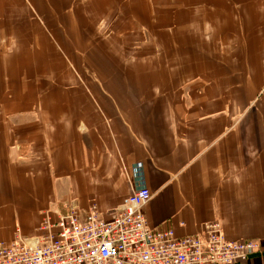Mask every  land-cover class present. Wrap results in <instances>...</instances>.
I'll return each instance as SVG.
<instances>
[{"label": "crops", "instance_id": "obj_1", "mask_svg": "<svg viewBox=\"0 0 264 264\" xmlns=\"http://www.w3.org/2000/svg\"><path fill=\"white\" fill-rule=\"evenodd\" d=\"M68 3L47 28L56 44L4 62L0 245L66 200L109 218L148 187L153 227L220 220L228 238L260 241L239 264H264V0ZM39 76L51 91L31 85ZM28 163L49 168L29 176Z\"/></svg>", "mask_w": 264, "mask_h": 264}, {"label": "built area", "instance_id": "obj_2", "mask_svg": "<svg viewBox=\"0 0 264 264\" xmlns=\"http://www.w3.org/2000/svg\"><path fill=\"white\" fill-rule=\"evenodd\" d=\"M151 198L148 187L138 188L109 218L94 200L84 218L66 200L45 212L37 234L17 229L3 241L0 264H239L261 250L259 240L228 238L220 220L185 235L153 227L143 211Z\"/></svg>", "mask_w": 264, "mask_h": 264}, {"label": "rangeland", "instance_id": "obj_3", "mask_svg": "<svg viewBox=\"0 0 264 264\" xmlns=\"http://www.w3.org/2000/svg\"><path fill=\"white\" fill-rule=\"evenodd\" d=\"M67 1L69 2L68 4H70L71 8L75 7L76 9V7L79 8L81 6V11H84L85 8L89 10L90 9L89 6L96 5L95 3L96 0H92V5L87 4L91 0H71V1L70 0H11V1L7 0L9 4L7 2L4 3L2 2V0H0V78L3 75V67L5 65L4 62H7L9 60L14 61L15 59L14 55L20 53L19 48L25 46L28 50H30L34 45L35 47H38L36 43H38L39 45H44V46H47L48 44L52 45V43H55V41L52 38V35H50L47 28L51 25L52 21H54V19L59 16V14L57 13L58 12L57 10L61 9V7L66 8V6H68L66 5ZM37 4L41 6L42 8H40ZM24 11L26 15L24 14ZM21 13L22 15H24L23 18H20V16H18ZM100 25L101 23L97 24V28H99ZM43 30H44V33H46L44 34L46 36L38 35V33L40 34V31H43ZM35 31L37 35L34 34ZM55 36H56V40L59 43V46L60 47L62 46V48L69 54L67 47L64 41L62 40V37L59 34H56ZM60 53L62 54V52ZM61 56H64V55L62 54ZM64 58L66 60L67 66L71 68L73 71H75L73 65L70 64V62L66 59V57ZM15 64L16 65L18 64L16 60H15ZM28 69L29 71H32L30 70V68ZM65 70L66 69L64 68L63 71ZM13 71H14V68H13ZM32 72L34 73V75L41 74V75L46 76V75H51L52 69L48 68L44 71V73L36 72L34 70ZM13 75L15 74L13 73ZM6 77H9L7 76V73H6ZM23 80H25L26 83L28 81L26 80L25 77ZM50 81H51V78L50 80H47V77L39 76L35 80V82H33L31 85L35 87V89L40 93L51 91L50 89L51 84H47V82H50ZM31 85H29V88H30L29 90H34V88H31ZM9 86L11 87V90L14 94L15 89L17 88L16 85L10 84ZM63 86L66 88L68 85H63ZM29 105H30L29 107L34 106L31 104ZM31 146H32L31 150L34 151L32 149L33 144ZM33 160H36V156L33 157ZM27 165H28L27 171L29 173V176L36 173V171H40L41 165L44 168H47V167L49 168V165H43V164L39 165L36 163H28ZM18 166L19 164L16 165L17 173L19 172ZM14 172H16V170H14Z\"/></svg>", "mask_w": 264, "mask_h": 264}]
</instances>
